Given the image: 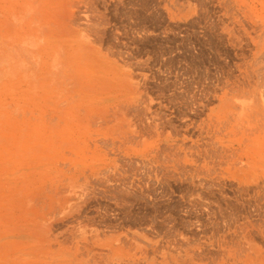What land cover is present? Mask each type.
Masks as SVG:
<instances>
[{
	"label": "rangeland",
	"instance_id": "1",
	"mask_svg": "<svg viewBox=\"0 0 264 264\" xmlns=\"http://www.w3.org/2000/svg\"><path fill=\"white\" fill-rule=\"evenodd\" d=\"M0 264H264V0H0Z\"/></svg>",
	"mask_w": 264,
	"mask_h": 264
},
{
	"label": "bare ground",
	"instance_id": "2",
	"mask_svg": "<svg viewBox=\"0 0 264 264\" xmlns=\"http://www.w3.org/2000/svg\"><path fill=\"white\" fill-rule=\"evenodd\" d=\"M4 45V44H3ZM9 51V50H8ZM13 52V51H12ZM11 53V52H10ZM16 55V54H15ZM8 58V57H7ZM6 59V58H5ZM9 59V58H8ZM60 72V71H59ZM60 75V74H59ZM68 79V78H67ZM57 83V82H56ZM65 90V89H64Z\"/></svg>",
	"mask_w": 264,
	"mask_h": 264
}]
</instances>
